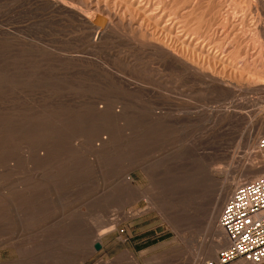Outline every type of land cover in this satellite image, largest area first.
Listing matches in <instances>:
<instances>
[{
    "label": "rangeland",
    "instance_id": "1",
    "mask_svg": "<svg viewBox=\"0 0 264 264\" xmlns=\"http://www.w3.org/2000/svg\"><path fill=\"white\" fill-rule=\"evenodd\" d=\"M236 109L264 116V0H0V264L211 260L261 165Z\"/></svg>",
    "mask_w": 264,
    "mask_h": 264
},
{
    "label": "built area",
    "instance_id": "2",
    "mask_svg": "<svg viewBox=\"0 0 264 264\" xmlns=\"http://www.w3.org/2000/svg\"><path fill=\"white\" fill-rule=\"evenodd\" d=\"M257 147L264 151V135ZM217 224L227 245L203 264H264V174L234 189Z\"/></svg>",
    "mask_w": 264,
    "mask_h": 264
},
{
    "label": "bare ground",
    "instance_id": "3",
    "mask_svg": "<svg viewBox=\"0 0 264 264\" xmlns=\"http://www.w3.org/2000/svg\"><path fill=\"white\" fill-rule=\"evenodd\" d=\"M244 4V3H243ZM243 10V9H242ZM104 25V24H103ZM107 26L104 25V26H99L101 28H105ZM254 27V26H253ZM102 29V30H103ZM247 29V28H246ZM256 32V31H255ZM223 54V53H222ZM190 56V55H189ZM162 58H164L162 56ZM165 60V59H164ZM170 60H174L173 57L170 59ZM163 61V60H162ZM203 61V60H202ZM175 62V60H174ZM178 65H180L181 67V71L183 74H184V77H186L187 79H191V80H195V79H200V78H208V80L210 81H213L214 79L209 77V76H206L203 75V74H199L198 72H196L194 70V67H192L191 65L187 64V63H181L179 61L176 62ZM175 66V65H174ZM208 66V65H207ZM243 66V65H242ZM209 68V67H208ZM213 68V67H212ZM211 69V68H210ZM214 69V68H213ZM172 71V70H171ZM220 74V73H219ZM177 76V75H176ZM201 80V79H200ZM199 81V80H198ZM202 81V80H201ZM230 81V80H229ZM165 82V81H164ZM214 84V82L212 83ZM208 85V84H207ZM220 85V84H219ZM225 86V84H224ZM232 88V86H231ZM165 94H164V102L166 104V109L170 110L169 107H171L172 105V100H171V96H170V91H169V87L166 86L165 90H164ZM174 95V94H173ZM175 96V95H174ZM177 99V98H176ZM162 102V100H161ZM163 108V107H162ZM175 108V107H174ZM179 108L181 107H177V109L175 108V110H173L175 113L173 115V119L171 118L172 114H170V111L169 112H166L167 115L166 117L164 118V123L169 125V124H176V125H183L185 122H187L188 120H190L189 117L187 116H184L182 114H180V110H178ZM183 108V107H182ZM181 108V109H182ZM228 108V107H227ZM233 109V108H232ZM237 110V109H236ZM239 110V109H238ZM237 111H234V112H231L230 114H232L233 118L235 120H243V121H246L248 123V131L245 132L244 134V146L246 148V155L247 157L250 159V157H253L254 160H259V163L258 164H261L259 167H255V165H248L247 163L245 164V162L243 163H240L238 165V167H236V172H238V175L240 176V178H243L244 180H241L239 182H233L231 184H229L228 186L225 187L224 184H221V188H220V194L218 195V198H217V203L219 202V200H221L222 198L227 199V195H229L233 189H235L237 186L243 184V183H246V182H249V181H252L256 178H258L259 176H261L262 174H264V151H260L257 147V143H258V140L259 138L261 137V135H263V131H264V116L263 117H259V118H256L255 116L253 117L252 115L250 116V114H246V115H241L242 112H238ZM210 111V110H209ZM225 111V110H224ZM163 112V111H162ZM187 112V111H186ZM185 112V114H186ZM200 112V111H199ZM213 112V111H212ZM226 112V111H225ZM190 113V111H189ZM188 114V113H187ZM193 114V113H192ZM203 114V113H202ZM219 114V113H218ZM216 115V114H215ZM222 115V114H221ZM264 115V114H262ZM257 116V115H256ZM223 117V116H222ZM258 117V116H257ZM195 118V117H194ZM198 118V116L196 117V119ZM193 119V118H192ZM194 120V119H193ZM215 120V119H214ZM236 121V122H237ZM225 126V125H224ZM228 126V124H227ZM181 127V126H180ZM225 128H223L224 130ZM222 130V128L220 129ZM182 133V132H181ZM218 154V153H217ZM233 158V157H232ZM258 166V165H257ZM221 172L219 170H212L210 171V175L212 176V178H215V179H219L221 177ZM239 179V178H238ZM233 180V179H232ZM240 180V179H239ZM223 204V203H222ZM219 205V204H218ZM221 205V203H220ZM214 233L216 234L217 238H218V241H216V244H220L221 242H225L226 241V237L222 231V229L219 228V226L215 229ZM216 240V239H215ZM222 244V243H221ZM220 244V245H221ZM219 245V246H220ZM205 252V251H204ZM205 254V253H204Z\"/></svg>",
    "mask_w": 264,
    "mask_h": 264
},
{
    "label": "water",
    "instance_id": "4",
    "mask_svg": "<svg viewBox=\"0 0 264 264\" xmlns=\"http://www.w3.org/2000/svg\"><path fill=\"white\" fill-rule=\"evenodd\" d=\"M101 249V245L98 243V242H96L95 244H94V250L95 251H99Z\"/></svg>",
    "mask_w": 264,
    "mask_h": 264
}]
</instances>
